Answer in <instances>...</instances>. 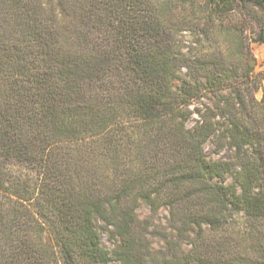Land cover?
I'll use <instances>...</instances> for the list:
<instances>
[{"label": "trees", "instance_id": "trees-1", "mask_svg": "<svg viewBox=\"0 0 264 264\" xmlns=\"http://www.w3.org/2000/svg\"><path fill=\"white\" fill-rule=\"evenodd\" d=\"M253 43L264 0H0V264H264Z\"/></svg>", "mask_w": 264, "mask_h": 264}, {"label": "rangeland", "instance_id": "rangeland-1", "mask_svg": "<svg viewBox=\"0 0 264 264\" xmlns=\"http://www.w3.org/2000/svg\"><path fill=\"white\" fill-rule=\"evenodd\" d=\"M241 15H235L232 17V21L237 22L240 20ZM180 40L186 44L185 46H191L192 42L195 41L194 36L191 35L190 32H185L180 36ZM252 51L254 56L257 59V65L255 69V75L258 77V79L261 81V85L259 87V90L256 93V98L258 100H264V43H253L251 45ZM205 151L210 156H215V148L212 143H209L205 147ZM150 212L149 209L146 206H142L139 210V215L142 219H146L149 216ZM167 212L162 211L160 214L161 219H163V222H165V218L167 217ZM104 240V246L109 250H113V244L108 240L107 235L103 236ZM153 241L155 242L156 247L159 246V240L154 238Z\"/></svg>", "mask_w": 264, "mask_h": 264}]
</instances>
